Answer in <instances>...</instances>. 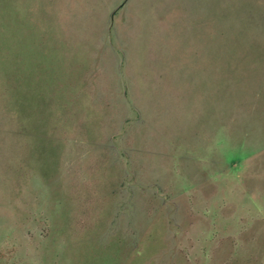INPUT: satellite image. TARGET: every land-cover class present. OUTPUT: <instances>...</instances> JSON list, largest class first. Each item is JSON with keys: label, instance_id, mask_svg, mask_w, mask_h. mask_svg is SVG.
<instances>
[{"label": "rangeland", "instance_id": "1", "mask_svg": "<svg viewBox=\"0 0 264 264\" xmlns=\"http://www.w3.org/2000/svg\"><path fill=\"white\" fill-rule=\"evenodd\" d=\"M0 264H264V0H0Z\"/></svg>", "mask_w": 264, "mask_h": 264}]
</instances>
